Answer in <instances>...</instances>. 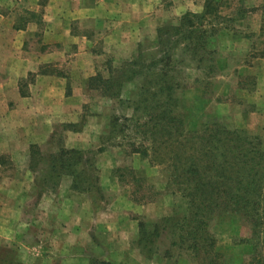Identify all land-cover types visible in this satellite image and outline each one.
I'll return each instance as SVG.
<instances>
[{"label":"crops","instance_id":"crops-1","mask_svg":"<svg viewBox=\"0 0 264 264\" xmlns=\"http://www.w3.org/2000/svg\"><path fill=\"white\" fill-rule=\"evenodd\" d=\"M28 1L0 0V258L17 249L22 264H126L125 227L105 223V209L95 211L88 196L73 190L70 175L54 190H39L29 176L31 145L44 153L57 125L80 121L84 82L102 57L121 63L145 36L156 38L160 22L201 13L205 0H49L41 47L69 41L77 45L73 53L51 45L31 51L28 43L40 24L15 18L19 9L41 6ZM75 20L81 29L99 26L102 51H95L89 30L75 32ZM131 44L135 48H126ZM64 65L71 69L63 73ZM78 132L68 130L69 136Z\"/></svg>","mask_w":264,"mask_h":264},{"label":"rangeland","instance_id":"rangeland-1","mask_svg":"<svg viewBox=\"0 0 264 264\" xmlns=\"http://www.w3.org/2000/svg\"><path fill=\"white\" fill-rule=\"evenodd\" d=\"M28 2L29 6L36 5V0ZM39 3L41 6L38 10L24 8L15 14L19 22L32 20L35 24H40L34 27L35 36L28 43L31 51H41L51 45L53 48L62 49V53H73L77 45L69 41L45 44L41 47V22L46 17L44 14H49L43 6H47L49 0H39ZM214 4L218 12L209 17L208 21L211 23L206 28L214 26L218 30L208 41V50H214L216 61L210 63L208 60L207 64L214 65L216 71L209 79L197 81L198 78L203 79L205 70L198 69L196 63L190 61L189 55L182 53V59H185L182 64L174 62L175 68L181 71L179 81L184 87L181 95L184 113L193 127L211 120L223 122L231 128H246L250 136L258 137L255 141H261V147L264 149V0H214ZM182 16L160 22L158 28L176 24ZM72 26L78 34L81 30H89L95 42V51H102L105 44L97 34L98 25L81 29L75 20ZM158 28L156 38L145 36L136 48L132 44L126 46L128 49L135 48V51L121 63H115L110 57H102L94 75L99 73L103 77L109 76L110 66L120 68L123 63L137 56L141 48L146 53L154 51ZM209 56L210 54L206 57L210 59ZM70 69L71 67L66 65L61 67L63 73ZM30 80H33V77ZM84 84L85 103L81 119L75 127L80 129V132L69 136L68 129L73 122L57 125L51 145L41 153L47 158L61 146L95 152L93 162L99 178L90 191L81 193L88 196L95 211L105 209V219L108 220L105 223L110 227H125L130 236L127 238L130 252L125 256L126 264H196L188 252L171 245L172 236L164 227L165 217L182 214L186 208L185 200L175 192V186L171 182L169 163L153 162L150 156L143 157L139 153H133L132 150L136 145L139 146L140 139L134 137L131 125L116 139L110 138L112 135H109L108 131L112 117L130 116L133 109L128 108L119 99L105 97L99 90L90 89L88 80H85ZM137 85L138 81L127 83L123 98L127 99L130 93L136 92ZM76 137L78 139L75 140ZM100 149L102 151H99ZM34 163L35 161L30 160L29 169ZM37 165L36 170L30 169L29 176L38 189H44L47 193L50 191L44 182L47 159ZM30 200V210H33L35 197ZM135 207H140V211H136ZM140 222L146 225L148 233L153 230L155 223L159 224L161 234L156 238V253L152 257L143 253L139 246ZM211 230L215 234L216 246L223 255L224 264L251 262L253 249L251 244L245 243L251 236V230L239 215L226 213L219 216L212 223ZM34 243L35 241L31 240V245ZM16 250L5 251L0 258V264H22ZM94 261L99 262L97 258ZM105 264L111 262L105 260Z\"/></svg>","mask_w":264,"mask_h":264},{"label":"trees","instance_id":"trees-1","mask_svg":"<svg viewBox=\"0 0 264 264\" xmlns=\"http://www.w3.org/2000/svg\"><path fill=\"white\" fill-rule=\"evenodd\" d=\"M215 12L218 11L214 0H207L203 12L189 11L178 23L160 26L154 51L146 53L141 48L137 56L120 68L110 66L109 76L99 73L91 76L88 87L99 90L105 97L119 99L133 109L130 116L112 117L110 138L116 139L131 125L134 137L140 139L139 146L135 144L132 152L150 156L153 162L169 163L175 192L186 205L182 214L163 219L164 227L172 236L171 245L188 252L196 264H224L211 227L219 216L235 213L251 230V236L245 240L253 249L249 264H264V149L261 141H255L258 137L250 136L246 128H231L219 121L209 120L193 127L184 113L181 71L174 65V62L185 61L184 53L198 69L205 70L203 79L197 81L209 79L216 71L210 64L216 58L214 50H208V41L218 30L214 26L206 28L211 23L209 17ZM209 54L210 59L206 57ZM134 81H138L136 92L124 99L126 84ZM77 125L70 123L68 130H80L75 128ZM93 156L95 152L91 150L61 146L46 158L33 144L31 161L35 163L31 168L36 170L37 164L47 159L44 174L47 189H56L61 177L70 175L73 190L88 192L99 178ZM139 225L141 251L152 257L156 253V238L161 234L159 224L155 223L149 233L144 223Z\"/></svg>","mask_w":264,"mask_h":264}]
</instances>
